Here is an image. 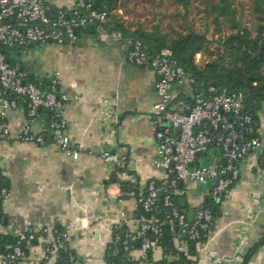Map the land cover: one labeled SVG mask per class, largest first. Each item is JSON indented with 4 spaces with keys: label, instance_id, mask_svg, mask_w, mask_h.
Returning <instances> with one entry per match:
<instances>
[{
    "label": "crops",
    "instance_id": "crops-1",
    "mask_svg": "<svg viewBox=\"0 0 264 264\" xmlns=\"http://www.w3.org/2000/svg\"><path fill=\"white\" fill-rule=\"evenodd\" d=\"M47 1L61 8L72 7L76 0ZM132 41L121 30L95 26L94 31L82 30L74 44L48 42L4 49L8 59L28 70L33 79L43 86L50 83L46 89L76 97L62 107V119L80 151L74 159L51 143L36 145L0 135V172L10 189L1 208L0 235L47 229L18 264H53L45 260L46 246L57 228L75 233L69 243L75 264H107L114 224L120 221L123 231H135L142 216L139 201L148 182L168 177L164 168L154 164L158 75L149 65L129 61ZM173 89L176 101H189L194 93L188 79ZM9 96L17 98L13 93ZM49 116L41 109L38 117L30 118L27 104L19 102L2 119L0 106V125L4 122L12 135L29 125L34 133L49 136ZM256 116L262 145L248 154L230 196L219 202L211 232L197 244V254L190 256L203 264H264V242L260 243L264 238V101L257 105ZM100 147L128 156L129 177L121 186L112 166L90 153ZM219 159L220 151L211 148L197 164ZM210 187L192 183L185 193L176 192L180 207L188 210V221L194 218L190 212L210 199ZM119 189L121 199L116 196ZM94 214L103 217L91 220ZM174 246L189 252V244L181 245L177 239ZM166 249L161 245L155 259L180 258L179 253L166 255ZM134 253L139 256V248Z\"/></svg>",
    "mask_w": 264,
    "mask_h": 264
},
{
    "label": "built area",
    "instance_id": "built-area-1",
    "mask_svg": "<svg viewBox=\"0 0 264 264\" xmlns=\"http://www.w3.org/2000/svg\"><path fill=\"white\" fill-rule=\"evenodd\" d=\"M86 0H76L72 7L54 8L47 0H0V106L2 119L7 111L16 108L19 102L27 104L30 118H36L41 109L49 112V136L36 134L29 125L17 135H12L3 122L0 135L7 140L15 139L36 145L51 143L72 158L80 155L62 119V107L75 96L60 93L54 88L46 89L43 82L30 80L29 71L11 62L4 48L23 47L29 44H74L82 30L89 24L105 27L107 13L91 10ZM127 57L137 65H149L158 75L155 84L158 100L155 108V136L158 156L157 167L164 168L168 177L150 180L141 198L144 215L139 227L132 232L123 231V223L114 224V243L125 253L121 264H203L197 258L180 261L167 257L155 259L154 252L161 247L164 229L181 245L197 244L212 230L214 211L205 202L194 208L192 221L186 219L188 210L180 207L175 199L176 192L185 193L192 183L210 184L212 201L218 203L230 196L235 182L240 178L242 165L251 150L259 148L262 140L254 123L252 113L245 111L241 93L229 87L211 84L192 96L190 101H176L174 85L187 80L185 69L177 63L170 48L152 56L141 40L132 41ZM55 83V81H53ZM13 93L17 98L9 96ZM211 148L220 151L215 163L197 164V160ZM91 154L112 166L118 178V186L128 179L125 171L128 156L100 147ZM0 172V180H1ZM181 185L178 188V185ZM110 194H114L109 189ZM10 189L0 187V204L6 202ZM119 199L123 193L116 192ZM103 216L94 214L91 220ZM47 229L36 231L18 230L17 242L5 253H0L2 264H18L26 256V248L45 235ZM54 239L46 246L45 260L57 263L60 252L67 250L73 232L54 229ZM139 248L140 255L134 251ZM1 250V245H0ZM119 250V249H118ZM69 260L77 262L69 254ZM158 262V263H155ZM67 264V263H63ZM107 264H112L108 262Z\"/></svg>",
    "mask_w": 264,
    "mask_h": 264
},
{
    "label": "trees",
    "instance_id": "trees-1",
    "mask_svg": "<svg viewBox=\"0 0 264 264\" xmlns=\"http://www.w3.org/2000/svg\"><path fill=\"white\" fill-rule=\"evenodd\" d=\"M86 1L91 4V10L107 13V23L105 24L107 28L121 30L125 36L131 37L133 41L141 40L148 46L152 56L160 53L165 48H170L177 63L185 69L194 92L193 95L215 83L227 86L233 92L241 93L243 97H247L245 111L253 114L255 126L258 128L256 109L257 105L264 101V0L253 1V12L257 20L255 32L238 19L237 8L232 0L213 1L210 12L214 15L213 21L217 26V33H219L216 47L212 46V41L205 33L194 29L179 31L175 35H170L163 31L158 24L151 29L142 26L135 28L126 26L120 20L118 10L123 2L130 0ZM184 2L187 5L188 0H184ZM224 22L230 27L228 34H222L221 27ZM197 54L202 55L201 62L197 61ZM30 80L35 79L30 76ZM49 85L50 83L47 81L44 83L45 88L49 87ZM188 99L190 101L192 96ZM1 186L8 187L4 184L2 176L0 180ZM180 187L181 185L179 184L178 188ZM179 197V195H175L178 204ZM205 203L213 208L214 214L217 212L219 205L217 201H212L210 198ZM1 208L2 204H0V221L2 219ZM139 208L140 213L144 215L141 200L139 201ZM174 239L169 228L165 227L161 244L167 248L165 251L166 255L179 253L180 258L178 259L184 261L191 259L192 257L190 256L197 254L196 242H190L189 252L185 253L179 252L175 248ZM16 242L17 237L15 235L6 237L0 235V253L8 251ZM263 242L264 238L261 239L260 243ZM255 249L256 246L250 250L249 255ZM70 253L75 255L70 247L61 251L55 264H75L69 260ZM125 258V253L115 243L109 247L107 263L121 264ZM166 259L167 257L164 256L160 262Z\"/></svg>",
    "mask_w": 264,
    "mask_h": 264
},
{
    "label": "rangeland",
    "instance_id": "rangeland-1",
    "mask_svg": "<svg viewBox=\"0 0 264 264\" xmlns=\"http://www.w3.org/2000/svg\"><path fill=\"white\" fill-rule=\"evenodd\" d=\"M215 0H130L123 2L118 10L120 20L129 27L142 26L147 29L159 25L170 35L179 31L194 29L205 33L217 46L218 29L214 23V15L210 12L211 3ZM237 8V17L253 32L257 27V20L253 12L254 0H232ZM222 34H228L230 27L223 23ZM198 62L202 56H196Z\"/></svg>",
    "mask_w": 264,
    "mask_h": 264
},
{
    "label": "water",
    "instance_id": "water-1",
    "mask_svg": "<svg viewBox=\"0 0 264 264\" xmlns=\"http://www.w3.org/2000/svg\"><path fill=\"white\" fill-rule=\"evenodd\" d=\"M87 29H88V30H91V31H94L95 26H94L93 24H89V25L87 26ZM213 84H215V83H213ZM243 101H244V103H246V102H247V97H243ZM181 201H185V199H182ZM190 217H194V211H191V212H190ZM213 219H214V218H213ZM190 221H192V218H191Z\"/></svg>",
    "mask_w": 264,
    "mask_h": 264
}]
</instances>
